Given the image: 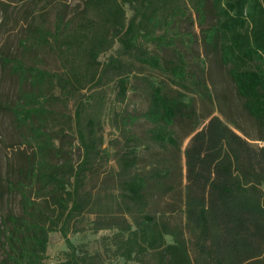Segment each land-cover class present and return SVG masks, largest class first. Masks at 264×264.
<instances>
[{"label":"trees","instance_id":"16d2710c","mask_svg":"<svg viewBox=\"0 0 264 264\" xmlns=\"http://www.w3.org/2000/svg\"><path fill=\"white\" fill-rule=\"evenodd\" d=\"M83 1L80 20L77 13L66 20L59 11L53 28L34 29L37 43L53 47L61 71L20 59L12 64L21 87L11 114L31 152L8 182L20 196L21 212L3 220L0 264H51L47 246L53 231L62 233L69 248L65 261L53 264H99L97 255L78 253L68 237V225L87 212L107 217L108 225L96 218V228L115 223L111 249L126 262L264 264V144L252 143L239 124L235 128L243 135L216 115L200 128L193 93L211 94L204 68L194 64L201 54H195L198 39L190 30L198 25L204 59L229 80L255 124L254 139L264 142V0ZM126 3L133 9L130 19ZM114 42L120 45L116 55L98 71L100 54ZM145 71L160 76L140 80L146 108L120 114L119 123L127 128L143 120L148 141L129 130L127 146L114 154L117 173L103 181L112 182L113 191L84 190L97 158L111 152L99 150L93 117L81 126L78 106L84 153L74 163L62 143L65 131L55 128L58 105L67 106L105 72L118 78V98L126 101L137 91L131 74L142 77ZM181 123L191 137L185 166L178 169L175 129ZM142 146L167 157L162 161L157 153L148 168L136 170ZM179 213L183 226L175 222Z\"/></svg>","mask_w":264,"mask_h":264},{"label":"rangeland","instance_id":"374dc122","mask_svg":"<svg viewBox=\"0 0 264 264\" xmlns=\"http://www.w3.org/2000/svg\"><path fill=\"white\" fill-rule=\"evenodd\" d=\"M127 18L133 16V9L129 3L124 5ZM83 0H0V259L3 256L1 239L2 223L9 213L19 214L21 212L20 196L11 191L8 182H11L13 174H17L20 165L25 163L27 154L31 152V146L25 143V131L20 129L11 114V108L16 103L21 87L20 81L12 70L14 60L20 59L26 64L37 63L48 69L61 71L62 64L54 52L52 46L41 45L34 37L35 28H53L56 16L62 11L66 20L73 18L77 13L80 20L83 15ZM195 32L198 42L195 44V54L200 53L201 57L194 58V64L200 70L204 68V76L210 88L209 96H202L193 93L194 103L198 114L202 117L200 128L204 126L212 116L221 117L233 129L239 124L249 136V141L254 144L263 145L264 142L255 140V124L248 117L243 109L242 100L237 96L233 86L223 73L217 69L209 59H204L200 42V29L196 24L190 27ZM119 43L114 42L112 47L99 56L98 71L101 72L103 64L112 55H116ZM147 72V71H145ZM201 75V72H198ZM160 77L156 73H143L142 77L131 74V82L137 85V91L128 93L126 101L118 98V78L112 73L105 72L102 78L95 82H90L85 89L76 94L65 105H58L59 115L55 120V128L65 131L63 146L72 155L73 161L80 164L83 159L84 148L78 141L76 121V110L81 107L80 124L86 128L88 119H95V132L101 141L99 150L109 149L110 156L107 158H97L95 166L91 172L88 171L85 177L84 190H92L95 194L100 192H112L114 184L103 182L108 175H115L119 169V163L114 154L119 153L127 146L126 136L129 130L142 141L147 140V130L149 125L143 120L125 128L119 123V115L128 111L142 110L146 108L143 97V84L140 81L146 78ZM141 78V79H140ZM172 89L175 85L170 84ZM176 134L179 139L181 153L178 169L185 166L184 150L190 140L188 126L181 123L176 127ZM243 135V134H242ZM254 139V140H253ZM140 160L136 170L141 171L148 168L151 162H155L157 153L162 154L161 160H165L167 154L156 147L147 149V146L139 148ZM174 217V216H171ZM99 218L102 224L108 225L107 217L101 219V215L95 213H85L82 217L73 220L67 227L68 237L77 247V252L97 255L99 264H138L135 261L126 262L124 258L117 257L112 248V236L118 232L117 228H112L115 223H110L111 228H96L94 220ZM173 219V218H171ZM175 222L181 226L185 223L184 216L179 213ZM167 241L171 242L172 237L167 236ZM69 248L60 231L49 233L47 246V261L51 264L65 261V252ZM264 260V259H263Z\"/></svg>","mask_w":264,"mask_h":264}]
</instances>
